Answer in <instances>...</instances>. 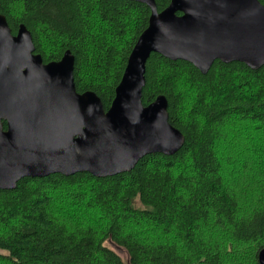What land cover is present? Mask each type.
<instances>
[{"label":"trees","instance_id":"1","mask_svg":"<svg viewBox=\"0 0 264 264\" xmlns=\"http://www.w3.org/2000/svg\"><path fill=\"white\" fill-rule=\"evenodd\" d=\"M168 2L155 0L157 10ZM0 13L12 33L25 24L43 61L69 49L75 89L93 90L107 109L150 9L136 0H0ZM144 79L142 103L165 95L180 148L114 175L26 176L0 189V264H258L264 64L215 60L202 73L151 52Z\"/></svg>","mask_w":264,"mask_h":264},{"label":"water","instance_id":"2","mask_svg":"<svg viewBox=\"0 0 264 264\" xmlns=\"http://www.w3.org/2000/svg\"><path fill=\"white\" fill-rule=\"evenodd\" d=\"M150 13L107 109L93 90L77 91L74 56L43 62L29 29L12 33L0 13V189L22 177L94 176L129 171L145 154H172L184 135L168 121L167 99L141 100L151 52L192 63L205 73L215 60L264 64V4L259 0H169ZM2 120L5 121L3 128ZM264 264V247L257 253Z\"/></svg>","mask_w":264,"mask_h":264},{"label":"rangeland","instance_id":"3","mask_svg":"<svg viewBox=\"0 0 264 264\" xmlns=\"http://www.w3.org/2000/svg\"><path fill=\"white\" fill-rule=\"evenodd\" d=\"M106 244L112 248L115 252H117L119 254V256L124 260L126 261V258H127V254H126V251L124 250V248L116 245L114 242H112L111 240H107L106 241Z\"/></svg>","mask_w":264,"mask_h":264},{"label":"flooded vegetation","instance_id":"4","mask_svg":"<svg viewBox=\"0 0 264 264\" xmlns=\"http://www.w3.org/2000/svg\"><path fill=\"white\" fill-rule=\"evenodd\" d=\"M34 53H37V52L34 51ZM43 62H45V61H43ZM3 121H4V120H2V124H3ZM4 122H5V121H4ZM5 126H6V124H5ZM5 126H4V124H3V128H5Z\"/></svg>","mask_w":264,"mask_h":264}]
</instances>
